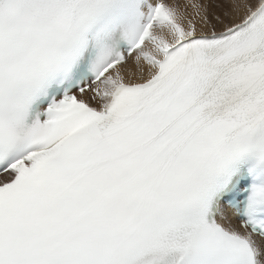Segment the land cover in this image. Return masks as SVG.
Instances as JSON below:
<instances>
[{"label":"snow or ice","instance_id":"1","mask_svg":"<svg viewBox=\"0 0 264 264\" xmlns=\"http://www.w3.org/2000/svg\"><path fill=\"white\" fill-rule=\"evenodd\" d=\"M0 264H264V0H0Z\"/></svg>","mask_w":264,"mask_h":264},{"label":"bare ground","instance_id":"2","mask_svg":"<svg viewBox=\"0 0 264 264\" xmlns=\"http://www.w3.org/2000/svg\"><path fill=\"white\" fill-rule=\"evenodd\" d=\"M168 3H176V2H180V3H185L186 2V0H168L167 1Z\"/></svg>","mask_w":264,"mask_h":264},{"label":"rangeland","instance_id":"3","mask_svg":"<svg viewBox=\"0 0 264 264\" xmlns=\"http://www.w3.org/2000/svg\"><path fill=\"white\" fill-rule=\"evenodd\" d=\"M168 0H166V2H167Z\"/></svg>","mask_w":264,"mask_h":264}]
</instances>
